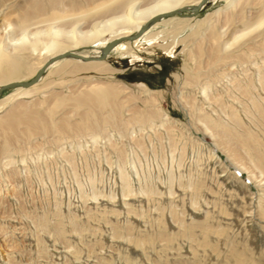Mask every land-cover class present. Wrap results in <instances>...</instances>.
Instances as JSON below:
<instances>
[{"label":"rangeland","instance_id":"374dc122","mask_svg":"<svg viewBox=\"0 0 264 264\" xmlns=\"http://www.w3.org/2000/svg\"><path fill=\"white\" fill-rule=\"evenodd\" d=\"M33 1L0 0V49L21 58L20 83L35 76L49 39L93 31L127 12L119 0L86 16L94 5L80 0L76 9L66 4L57 9V20L46 11L21 25L18 19ZM149 2L137 0L133 10ZM261 17L264 0H209L196 14L158 20L151 32L162 39L151 47L144 39L124 41L96 70L77 71L63 59L45 71L31 95L23 96L19 87L4 90L0 123L24 107L40 114L52 109V122L74 124L82 109L71 101L54 108L55 97L74 98L103 85L117 88L120 118L81 133L28 135L24 125L13 137L0 131V150L8 148L0 151V264H239L232 250L245 253L248 262L241 264H264L258 204L264 177L254 169L258 178L252 179L205 131L214 122L250 131L264 152V50L258 46L264 24L253 30ZM183 19L193 27L175 30ZM211 26L223 39L250 30L225 51H245L244 58L214 68L198 62L197 44L207 46L204 36ZM35 40L36 50L16 49ZM102 46L96 42L68 52L91 55ZM138 112L152 116L126 122Z\"/></svg>","mask_w":264,"mask_h":264},{"label":"bare ground","instance_id":"6f19581e","mask_svg":"<svg viewBox=\"0 0 264 264\" xmlns=\"http://www.w3.org/2000/svg\"><path fill=\"white\" fill-rule=\"evenodd\" d=\"M87 3H91V5H94V8L92 7V10L86 13L87 14H95L100 12H105L106 10H109L111 5L114 2H117L119 0H85ZM137 0H120V3L123 4L121 7L126 4L127 12L120 15V16H112L109 19H106L104 21H101L99 25L97 22V26L93 27V31L88 32H80L76 36L67 35L62 39L61 41H54L50 43H47V46L44 48L45 52L47 53V56L43 58L41 61V64L37 71L48 61L53 59L54 57L68 53L69 49L76 48L78 46H84L89 44H94L96 42L103 43L102 48L110 43L111 41H115L118 39L130 37L129 35L132 32L137 33L139 29L148 23L147 30L144 31V33L137 39H135L134 43H139L141 39H144L143 41L147 43L148 47H151L154 45L155 41H158L159 39H162L159 35V33H152L151 29L153 27H156L158 25L157 19L154 21L156 17H160L162 15L168 14L172 11H175L180 8H189L194 7L200 4L203 0H150L149 4H147L146 7L141 9H135L133 10V2ZM34 2V3H33ZM32 4H30V9L25 8V12L20 15L19 17V23L21 25H26L30 21L43 16L46 14V11H49L50 19L57 20L61 17L60 12L57 13V10L64 4L69 6L71 9H76L80 6V0H37L33 1ZM208 3V2H207ZM28 5V4H27ZM117 5V3H116ZM120 6V4H118ZM136 6V5H135ZM118 7V6H115ZM114 7V9H115ZM137 7V6H136ZM57 10V11H56ZM113 10V9H112ZM125 10V9H124ZM85 12V11H82ZM44 13V14H43ZM63 13V12H62ZM83 15V13H82ZM209 16H207L204 20L199 21L197 23L198 29L203 26L207 20L209 21ZM172 20L173 18H169ZM169 20V21H170ZM227 20V19H226ZM163 21V20H161ZM169 21L164 20L162 23L168 24ZM181 25L177 28H174L175 30H181L184 31L186 28L191 29L193 25H191L190 20H180ZM155 22V23H154ZM251 22V21H250ZM257 22V21H256ZM157 23V24H156ZM171 23V22H169ZM155 24V25H154ZM163 24V25H164ZM264 24V17L259 18L257 26L253 28L256 29ZM205 25V24H204ZM51 28V26H49ZM212 27V28H211ZM210 27V31L207 30V35L204 36V41L206 42V47L203 48V46H199V44L204 45L202 43H198V48L195 51V57L199 60H202V62L205 63L206 67L214 68L217 65H220L230 59H234L236 57H243L246 55L245 51L241 54H235V53H226L227 49H230L229 47H232L234 44L238 43L245 38V36L248 34V31H242L237 32L232 35H230L228 38L223 39L224 37L218 33V31L213 28L214 26ZM150 28L149 32L148 29ZM92 29V28H91ZM49 30V29H48ZM39 33L41 32L38 30ZM46 30H43V32ZM69 31V30H68ZM72 31V30H71ZM54 32V31H53ZM59 33V31H55L54 34ZM73 32V31H72ZM171 32V31H170ZM175 32V31H174ZM179 32V31H178ZM34 36L38 35L37 31L33 32ZM48 33V31H47ZM70 33V32H69ZM109 35V39L106 40L105 38H101L104 34ZM197 33L196 31H193L191 33L194 34ZM42 34V33H40ZM45 34V32H44ZM51 34V30H50ZM53 34V33H52ZM67 34V33H66ZM32 35V37H34ZM62 35V34H61ZM179 35V34H178ZM177 35V36H178ZM49 36V33L48 35ZM55 36V35H53ZM57 36V35H56ZM176 36V37H177ZM38 37V36H36ZM60 37V35H59ZM190 37V36H189ZM192 37V36H191ZM223 37V38H222ZM35 38V37H34ZM61 38V37H60ZM175 38V37H174ZM21 40V39H20ZM39 40V39H37ZM14 41V40H13ZM19 41V40H18ZM31 41V40H30ZM36 41V40H35ZM31 42L28 44L29 47H25L24 44L18 48L17 50H24L28 48L30 50H36L34 48L35 43L37 44V41ZM40 41V40H39ZM107 41H110L107 43ZM17 42V41H16ZM23 42V41H22ZM204 43V42H203ZM12 44V43H11ZM14 44V43H13ZM16 44V43H15ZM121 44V43H119ZM118 44V45H119ZM27 46V45H26ZM45 46V44H44ZM249 47L251 45H248ZM259 48L261 50H264V39L259 43ZM15 47V46H14ZM13 47V48H14ZM121 46H116L112 51L115 49L120 48ZM223 47H225L224 50ZM228 47V48H226ZM241 47V46H240ZM247 47L248 51L249 48ZM95 50V52L91 55H82L83 57H99L101 55V49ZM5 49V48H4ZM43 49V50H44ZM258 49V48H257ZM38 50V49H37ZM14 51V50H13ZM224 51V52H223ZM241 51V50H240ZM31 52V51H30ZM111 53V52H110ZM14 56V54H13ZM16 56V55H15ZM21 58L18 57H11L9 55H6L2 49H0V88L9 84V83H20L18 82L19 79L16 78L19 70V64L21 62ZM204 59V60H203ZM65 61H71L77 65V71H83L84 68L87 70L88 68L94 70L95 68L98 69L101 67L103 62H89L85 63L79 60H74L71 58H66ZM237 62V61H236ZM59 61L54 62L51 64L47 69L52 68L53 66H56ZM203 63V65H204ZM199 64V63H198ZM202 64V63H201ZM22 65V64H21ZM198 66V65H197ZM208 67V68H209ZM78 68H80L78 70ZM87 68V69H86ZM199 69L202 68V65L198 67ZM95 69V70H96ZM197 69V68H196ZM200 72L199 69L198 71ZM47 71V70H46ZM37 73V72H36ZM187 74V73H186ZM195 74V73H194ZM200 75V73H199ZM195 75V76H199ZM189 80L191 79L190 75H188ZM33 79V78H32ZM198 77H193L192 80L195 81ZM200 81V80H199ZM23 83V82H21ZM194 83V82H192ZM18 88V87H15ZM22 89V95L28 96L34 93L37 89V84L29 87V88H21ZM117 89V88H116ZM115 88L105 86L102 87L99 86H92L89 88L86 92L79 93L80 95H74L76 97L65 99L63 97L57 98L55 97V102L53 107H61L64 103L71 101L73 103V106L77 110H81L82 113L79 116V121L74 124H69L66 120H63L59 124H56L51 121L52 116V109L44 114L36 113V112H30L27 109L23 107L25 110L23 113H20L17 116H9L6 119L2 120L0 123V131L3 133H6L9 137H13L16 134V129L19 125H24L27 129L28 135H33L37 133H46L49 131L56 130L58 132H67L73 130L74 132L81 133L85 130H88L90 128L96 127L97 124L100 123H107L112 121H117L119 115H120V106L117 102L116 96L118 95V90L116 91ZM3 102H0V105ZM107 113L106 116L103 114ZM147 113V114H146ZM146 113H134L131 119H128L126 122H144L148 120L151 116L148 112ZM120 118V117H119ZM208 119V118H207ZM235 120V118L233 117ZM233 120V122H235ZM210 121V120H209ZM128 122V123H129ZM211 126H206L205 131L206 133L209 132L213 140L215 141V144L217 147H221L226 152L229 159L235 161L236 164H238V167L242 168L244 171H247L249 176L252 177V179L257 180L258 177L253 174L254 169L258 170L260 177H264V152L262 149V144L258 140V136L254 133H251L250 131H237L235 129H232L230 127L224 126V124L216 123ZM237 123V122H235ZM209 125V123H208ZM236 125V124H235ZM7 146L2 147L0 151L5 152L7 150ZM245 160H248L252 167H247L245 165ZM264 179V178H263ZM257 184L261 186L263 184L262 180L259 179L257 181ZM258 186V187H259ZM264 189V187H263ZM258 200L259 208L260 210V216L264 218V204H262V200L264 199V192ZM264 203V202H263ZM259 213V211H258ZM257 213V214H258ZM259 218V216H258ZM261 221V220H260ZM230 255L235 259L236 262L239 264L248 262L247 257L245 256V253L238 252L235 250L230 251Z\"/></svg>","mask_w":264,"mask_h":264},{"label":"water","instance_id":"95a60500","mask_svg":"<svg viewBox=\"0 0 264 264\" xmlns=\"http://www.w3.org/2000/svg\"><path fill=\"white\" fill-rule=\"evenodd\" d=\"M209 0H203L200 4H198L197 6L194 7H189V8H180L177 9L175 11H172L168 14L162 15L160 17H156L154 19H161L164 17H168V16H173V15H181L183 13H190V14H196L199 10H201L203 8V6L208 2ZM148 27V23L143 25L139 31L135 34L132 35L130 37H126V38H122V39H118L115 41H111L110 43H108L107 45H105L102 49H101V55L99 57H83L82 55L75 53V52H68V53H64L61 55H58L56 57H54L53 59H51L50 61L46 62L35 74V76L33 77V79L29 82H23V83H9L3 87L0 88V95L4 90L10 89V88H15V87H19V88H29L35 84H37L39 82V80L41 79L42 75L45 73V71L47 70V68L53 64L54 62L66 59V58H71L74 60H79L85 63H89V62H103L108 54L119 44L122 43L124 41H134L135 39L139 38L144 31L147 29Z\"/></svg>","mask_w":264,"mask_h":264}]
</instances>
